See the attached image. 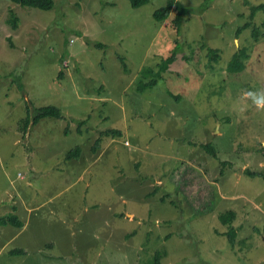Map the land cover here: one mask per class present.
Returning <instances> with one entry per match:
<instances>
[{
  "label": "rangeland",
  "instance_id": "rangeland-1",
  "mask_svg": "<svg viewBox=\"0 0 264 264\" xmlns=\"http://www.w3.org/2000/svg\"><path fill=\"white\" fill-rule=\"evenodd\" d=\"M167 1L0 0V264H264V0Z\"/></svg>",
  "mask_w": 264,
  "mask_h": 264
},
{
  "label": "trees",
  "instance_id": "trees-1",
  "mask_svg": "<svg viewBox=\"0 0 264 264\" xmlns=\"http://www.w3.org/2000/svg\"><path fill=\"white\" fill-rule=\"evenodd\" d=\"M11 2L16 4V5L22 6V7L36 8V9H40V10H44V11H49L54 7V0H11ZM130 2L134 8H141L142 6H145L148 3H150L151 0H130ZM173 10H177V16H176V19L174 22H175V25L178 26V28H180L181 24L183 22V16L186 14H189V12L186 11V9L183 7V5L181 3H179L177 0H168L166 6L155 11L154 19L158 22H162L164 20H167L170 17V15L172 14ZM258 11H264V4L252 8V15H251L252 18L256 14V12H258ZM8 23L13 30L18 28L19 19L13 15V12H10V19H9ZM248 26L249 25H245L244 28H247ZM96 46L102 47L101 44H97ZM209 54L216 56L217 51L210 50ZM175 56H176L175 53L172 54L166 60L165 66L168 64H171L173 61H175ZM241 58H245L244 52H242L240 55L236 54L234 56L233 60L231 61V63L229 64L228 68L234 69V67H238V68L241 67V70H244L245 69L244 64H241V62L239 61V59L241 60ZM163 71H165V70H162L161 72H163ZM62 77H64L63 73L60 74V78H62ZM154 84H155V81H153V83H150L149 86L150 87L154 86ZM48 117L62 119L63 115H62V112L60 111V109H58L57 107H54V106L44 107V108L39 109L38 114L34 119V124L37 123L39 120H41L43 118H48ZM83 123L84 122L79 123L78 129H79V126L82 125ZM29 125H30V118L28 117V119L26 120V122L24 124V129L25 130L28 129ZM104 134H106L107 136H109V135H121L122 132L119 130H107V131H104L101 133V135H104ZM101 135H99V137L95 140V142L92 146L93 150L95 148L99 147V144H101V141H102ZM204 148H205V150H207L209 152H213L212 154L216 155L215 151H213L211 149L209 144H204ZM79 153H80V148L78 146H76L73 150H70L67 153V157L69 159H72V158H75ZM246 174H248L250 176H256V175L262 174V173L246 170ZM234 216H235L234 212L229 211L228 213H226L225 215H223L221 217V221L225 224H230V223L232 224ZM7 225L14 227L16 229H22L24 227V223L16 215H7V216L0 217V227L7 226ZM235 235H236V232L232 228V230H230V232L228 233L230 242H234V238H236ZM158 260H159V257L158 258L155 257V264H160Z\"/></svg>",
  "mask_w": 264,
  "mask_h": 264
},
{
  "label": "clouds",
  "instance_id": "clouds-1",
  "mask_svg": "<svg viewBox=\"0 0 264 264\" xmlns=\"http://www.w3.org/2000/svg\"><path fill=\"white\" fill-rule=\"evenodd\" d=\"M247 100L251 101V104L260 111H264V89L261 90H247L244 93Z\"/></svg>",
  "mask_w": 264,
  "mask_h": 264
}]
</instances>
